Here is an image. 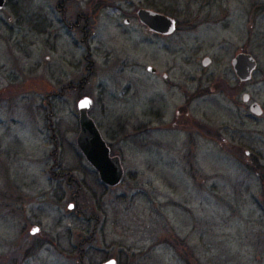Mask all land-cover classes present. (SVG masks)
<instances>
[{
  "label": "rangeland",
  "instance_id": "374dc122",
  "mask_svg": "<svg viewBox=\"0 0 264 264\" xmlns=\"http://www.w3.org/2000/svg\"><path fill=\"white\" fill-rule=\"evenodd\" d=\"M142 8L184 25L151 36ZM185 13L209 23L187 25ZM84 14L95 23L87 36ZM241 52L258 62L248 83L231 66ZM84 95L125 170L117 187L77 154ZM204 124L214 137L198 135ZM176 235L193 249L190 264H264V0H9L0 11V264H80L81 250L87 264H187Z\"/></svg>",
  "mask_w": 264,
  "mask_h": 264
},
{
  "label": "water",
  "instance_id": "95a60500",
  "mask_svg": "<svg viewBox=\"0 0 264 264\" xmlns=\"http://www.w3.org/2000/svg\"><path fill=\"white\" fill-rule=\"evenodd\" d=\"M5 5L6 0H0V10H3ZM137 18L143 26L154 33L168 35L174 32V20L161 13L142 8L137 11ZM126 23L128 24L129 21L127 20ZM210 63V58L203 60L205 67H208ZM232 66L238 79L243 83H248L253 79L258 69V62L253 55L240 53L233 58ZM149 71L153 72L154 69L150 67ZM243 100L249 102L250 95H244ZM93 105V100L90 97H82L78 102L80 131L76 143L85 160L97 172L101 183L106 187L114 188L123 182L125 170L120 157L111 154L109 145L90 116ZM250 111L258 117L263 115V109L258 103L251 104ZM37 231L36 229L35 232ZM102 264H118V261L109 259Z\"/></svg>",
  "mask_w": 264,
  "mask_h": 264
},
{
  "label": "flooded vegetation",
  "instance_id": "af4514ba",
  "mask_svg": "<svg viewBox=\"0 0 264 264\" xmlns=\"http://www.w3.org/2000/svg\"><path fill=\"white\" fill-rule=\"evenodd\" d=\"M8 2H9V0H6V5H5V8H6V6L8 5ZM4 8V9H5ZM3 9V10H4ZM99 10V9H98ZM0 11H2V10H0ZM96 11H97V9H96ZM189 11V10H188ZM159 13V12H158ZM161 14H163V13H161ZM136 15H137V13H136ZM164 16H166V17H168V18H171L172 20H174V22H175V28H174V32L173 33H171V34H168V35H164V34H158V33H154V32H152L149 28H147L146 26H144L145 28H146V30L150 33V35L151 36H155V37H157V38H160V39H163V40H166V39H168V38H170V37H172L173 35H175L176 33H178V31L180 30V28L184 25V24H182V22L177 18V17H175V16H171V15H168V14H163ZM185 16L188 18V20L187 21H185L186 22V24L187 25H190V26H199L200 24L202 25V23L203 22H207L206 20H203L202 19V14H190V13H185ZM78 17L79 18H81V19H83V33L87 36V34L89 33V31L90 30H88V28L90 27V26H95V23L92 21V20H90V17L89 16H87V15H82V17H81V15H78ZM129 21V23H130V20L129 19H126L125 20V25H129V23L127 24L126 23V21ZM207 23H209V22H207ZM38 27H39V25H37V28L35 27V29L37 30L38 29ZM72 27H81V21H76V22H74V23H71L70 24V26H69V28L70 29H72ZM82 42H84V40H82ZM241 53H244V52H241ZM206 58H210V57H205L204 59H206ZM203 59V60H204ZM211 59V58H210ZM203 60H202V67H203V69H207L211 64H212V59H211V63H210V65L208 66V67H205L204 65H203ZM231 66H232V62H231ZM153 68L154 69V71L153 72H151V71H149V68ZM232 68H233V66H232ZM146 70H147V72L148 73H150V74H152V75H158V70L156 69V68H154L153 66H148L147 68H146ZM233 71H234V69H233ZM235 73V72H234ZM235 76H236V74H235ZM169 73H164L163 75H162V78L165 80V81H168V79H169ZM237 77V76H236ZM237 79H238V77H237ZM238 81L240 82V83H243V82H241L239 79H238ZM247 94V93H246ZM246 94H244V95H246ZM244 95H243V97H244ZM83 97H90V96H88V95H84ZM243 97H242V100H243ZM91 98V97H90ZM92 100H93V98H91ZM250 101H251V96H250ZM249 101V102H250ZM243 102H244V100H243ZM249 102H244L245 104H248ZM93 103H94V100H93ZM253 104V103H252ZM251 106V105H250ZM93 107H94V105H93ZM91 112V111H90ZM251 112V111H250ZM261 117V116H260ZM205 125V124H204ZM201 125L202 127H203V130H201L200 129V132H202V133H200V132H197L198 133V135H201L202 137H206V138H212V137H214V135H215V132H213V130H212V128L210 127V126H208V125ZM99 128V127H98ZM192 128V130L194 129V127H191ZM100 130V129H99ZM200 133V134H199ZM103 136V135H102ZM191 136H192V133H191ZM107 142V141H106ZM107 144L109 145V147H110V149H111V154H112V145L111 144H109L108 142H107ZM113 155V154H112ZM113 156H115V155H113Z\"/></svg>",
  "mask_w": 264,
  "mask_h": 264
},
{
  "label": "trees",
  "instance_id": "16d2710c",
  "mask_svg": "<svg viewBox=\"0 0 264 264\" xmlns=\"http://www.w3.org/2000/svg\"><path fill=\"white\" fill-rule=\"evenodd\" d=\"M150 7H152V8H154V9H157V7L154 5V6H152V5H150ZM158 12H160V10H158ZM189 28V27H188ZM199 129H201V130H203V127L200 125L199 126ZM77 154L79 155V157H80V159H81V162L85 159L84 158V156L82 155V153L79 151H77ZM112 154L114 155V152L112 151ZM96 175H98L97 174V172H96ZM66 183V185H67V187L69 188V189H72V183L70 182V180H68V182H65ZM105 186V185H104ZM62 198V197H61ZM174 238L175 239H173L172 241H171V243H172V246L174 247V248H176V247H178L177 249H179V248H181L185 253L183 254V258L185 259V261L187 262V264H190L191 262H190V260H189V256H192V257H194V252H193V249H190L189 248V245L187 244V242H186V240L184 239V238H181L179 235H176V236H174ZM39 245V244H38ZM38 245L37 244H32L31 246H29L28 247V250H33V251H38L37 249H38ZM177 249H175V250H177ZM81 254H80V257H79V261H80V264H84V261H85V263H86V259H83V252H82V250H81V252H80ZM85 257V256H84ZM109 259H111V258H109L108 256H106V257H104V259H103V261H107V260H109ZM102 261V262H103ZM118 264H122V259L121 258H118ZM89 264H99V263H96L95 261H92V260H88L87 261ZM87 264V263H86Z\"/></svg>",
  "mask_w": 264,
  "mask_h": 264
},
{
  "label": "snow or ice",
  "instance_id": "6c2138e0",
  "mask_svg": "<svg viewBox=\"0 0 264 264\" xmlns=\"http://www.w3.org/2000/svg\"><path fill=\"white\" fill-rule=\"evenodd\" d=\"M87 103V102H86Z\"/></svg>",
  "mask_w": 264,
  "mask_h": 264
}]
</instances>
